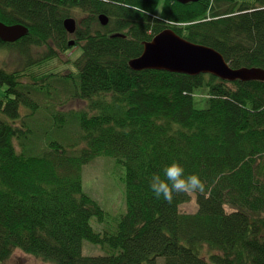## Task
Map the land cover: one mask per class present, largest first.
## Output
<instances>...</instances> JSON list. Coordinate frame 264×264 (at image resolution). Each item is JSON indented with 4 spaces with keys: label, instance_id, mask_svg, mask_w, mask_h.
Wrapping results in <instances>:
<instances>
[{
    "label": "trees",
    "instance_id": "obj_1",
    "mask_svg": "<svg viewBox=\"0 0 264 264\" xmlns=\"http://www.w3.org/2000/svg\"><path fill=\"white\" fill-rule=\"evenodd\" d=\"M77 10L88 16L76 22L80 56L71 61L76 73L60 76L53 116L39 110L55 76L43 71L56 50H68L63 22ZM0 22L29 31L0 49L48 50L18 69L0 67V264L16 250L51 264H264V82L128 66L169 29L233 69H264V0H0ZM72 101L86 105L74 112L79 151L50 142L25 155L30 124L74 111L64 109ZM102 157L124 170L126 212L112 232L93 229L91 219L104 223L105 212L82 187L83 168ZM173 161L204 182L194 214L179 210L189 195L169 204L149 187ZM84 241L106 254L83 255Z\"/></svg>",
    "mask_w": 264,
    "mask_h": 264
},
{
    "label": "rangeland",
    "instance_id": "obj_2",
    "mask_svg": "<svg viewBox=\"0 0 264 264\" xmlns=\"http://www.w3.org/2000/svg\"><path fill=\"white\" fill-rule=\"evenodd\" d=\"M68 17L75 19L77 23L85 22L87 20V14L82 11H75L69 13ZM74 40V35H69L68 40ZM20 46V45H19ZM21 51L18 47H10L8 49H0V67L5 70L12 71L20 68L29 57L35 60L41 56H46L48 50L45 46L36 47L35 45L24 44ZM24 49V50H22ZM24 51L26 52L24 54ZM57 56L49 62L47 71L51 72L55 76L50 77L44 87L43 94L39 98V103L43 105V112L48 108L55 116V105L58 103V97L60 96L57 90L58 83H64L66 78L62 79L61 75H66L68 72H75L76 70L72 65L77 57L80 56V50L77 46L69 47L68 50L58 51ZM69 82H72L70 79ZM6 86H0V99L4 95ZM31 96L35 98V94L31 93ZM37 99V98H36ZM65 110H74L72 112L59 111L55 119H47L44 117L42 121H35L31 123L32 128L31 142L27 145V153L25 155H34L37 152L45 150L50 142H58L64 147H68L75 152H78L81 148L82 142H80L78 134L80 132L78 115L80 111L86 110L85 103L78 101H72L65 108ZM25 110V109H23ZM78 111L77 113H74ZM100 109L98 113L102 112ZM27 110L24 114H27ZM45 115V114H44ZM56 120V121H54ZM33 141V143H32ZM32 143V144H31ZM74 144H79V147L72 148ZM43 147V148H41ZM39 148H41L39 150ZM23 153V152H22ZM82 187L83 191L93 197L102 207L105 212L104 223H99L94 217L91 219V225L96 232L108 231L112 232L116 228L117 221L126 212L125 203V184H124V170L111 158H98L92 164H89L83 168L82 171ZM190 200L179 206L180 213L182 214H194L197 212L198 205L196 202V195H189ZM226 213H231L233 210L228 206H224ZM204 253H208L209 250L204 247ZM82 253L85 256H103L106 252L98 246H94L87 241L83 242ZM2 264H51L44 262L34 256L25 254L20 250H16L11 258Z\"/></svg>",
    "mask_w": 264,
    "mask_h": 264
},
{
    "label": "water",
    "instance_id": "obj_3",
    "mask_svg": "<svg viewBox=\"0 0 264 264\" xmlns=\"http://www.w3.org/2000/svg\"><path fill=\"white\" fill-rule=\"evenodd\" d=\"M169 1L186 5L197 3L200 0ZM98 20L103 27L108 24V18L105 15H100ZM63 27L69 35H74L76 31L75 19H65ZM28 32L25 25H7L0 22V41L2 43L14 44L25 38ZM113 37H120V35L117 34ZM74 45V40H70L68 47ZM128 66L135 72L154 70L191 77L211 75L226 82H264V69H233L223 56L214 49L187 41L169 29L162 31L151 41L144 43L142 54L130 60Z\"/></svg>",
    "mask_w": 264,
    "mask_h": 264
},
{
    "label": "clouds",
    "instance_id": "obj_4",
    "mask_svg": "<svg viewBox=\"0 0 264 264\" xmlns=\"http://www.w3.org/2000/svg\"><path fill=\"white\" fill-rule=\"evenodd\" d=\"M149 187L157 199H163L172 203L176 194H202L205 191L204 182L197 174H185L180 163L173 161L163 169V177L153 174Z\"/></svg>",
    "mask_w": 264,
    "mask_h": 264
}]
</instances>
